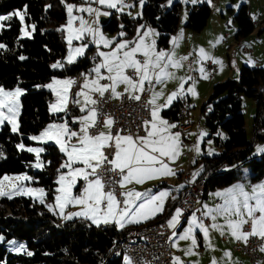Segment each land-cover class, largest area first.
Returning <instances> with one entry per match:
<instances>
[{"label": "trees", "instance_id": "16d2710c", "mask_svg": "<svg viewBox=\"0 0 264 264\" xmlns=\"http://www.w3.org/2000/svg\"><path fill=\"white\" fill-rule=\"evenodd\" d=\"M83 1L0 0V15L11 17L5 21V27L0 32V45L4 46L0 48V86L8 89L21 86L24 89L20 132H14L10 123L0 131V178L27 171L37 160V155L18 145H34L35 141L30 137L40 134L53 121L64 120L66 113H51L55 96L44 85L56 76L77 78L94 65L89 59L94 47L75 63H66L69 53V43L63 29L68 20L66 5ZM166 1L145 0L141 15L136 18L114 10L102 29L108 33L122 31L125 37L132 38L139 27L152 26L158 31L157 48L167 50L180 24L181 4L177 2L168 6ZM17 11L23 12L27 23L33 26L32 37H22V21L15 15ZM211 13L212 8L206 2L191 6L186 27L193 32H201ZM233 21L238 28L239 39L248 37L255 30L247 4L240 6ZM55 62L65 63L61 68H53ZM244 98L256 102L257 115L252 138L246 129ZM180 106L181 101H175L163 110V114L175 120ZM263 107L264 66L245 65L238 77L227 78L213 86L211 95L201 106V112L209 131L205 142L211 140L220 153L204 155L200 159L203 166L200 177H207L206 191L248 177L251 182L264 180V154L252 156L255 141L264 138L260 132L264 125L259 123ZM70 111L66 120L72 124L75 110ZM47 150L42 157L44 170L36 174L42 180L48 179L50 197H54L55 179L61 171L64 155L53 144H48ZM245 167L249 168L248 172L244 170ZM164 216L158 215L147 223L165 221ZM125 229H118L115 224L92 225L80 218L64 222L33 198L5 197L0 201V237L4 238L0 241V264H122L123 255L116 257L111 254L109 261L105 259L113 240L122 235ZM12 240L25 242L27 251L11 250L8 244ZM27 252L33 255L29 256Z\"/></svg>", "mask_w": 264, "mask_h": 264}, {"label": "snow or ice", "instance_id": "6c2138e0", "mask_svg": "<svg viewBox=\"0 0 264 264\" xmlns=\"http://www.w3.org/2000/svg\"><path fill=\"white\" fill-rule=\"evenodd\" d=\"M99 5H104L107 8H114L116 11H122L123 7H132V5H125L123 0H94ZM143 4V0H141ZM118 5H120L118 7ZM69 25L73 22V6L66 5ZM80 11H87L89 13L95 12L96 16L109 15L107 11L101 12L99 9H79ZM130 14V13H129ZM20 16L21 20L23 16L20 13H15ZM11 19L10 16H0V21H6ZM81 19V25L78 29L76 38H80V34L87 31L92 35V42L99 47L102 43L107 47L110 42L99 32L98 29L85 28V22ZM152 30L149 29V33ZM123 35V34H121ZM145 36L148 33L144 34ZM182 35V34H181ZM98 38V39H97ZM69 43L71 44V37H69ZM135 43V42H133ZM4 47L0 45V48ZM86 45L75 48L73 51L76 54L83 55ZM128 48L127 43H119L116 48L110 52H99V57L103 58L102 62L95 65L92 69V73H95V79L91 81V87L85 78L83 88L89 89L90 92H96L100 97H103L106 92L110 93L113 99L119 98L122 94L116 91L117 87L121 84L126 85L125 92L129 94V99L136 101L140 100V95L136 93H143L145 91V82L148 87L153 88V80L156 84H164L168 79L173 78V74L167 71L169 66L179 68L181 64L179 61L173 59L174 53L169 54L166 52H156L155 42L146 45L143 38L139 43L135 44L128 51H123L122 55L119 53L122 49ZM142 53L143 60L137 59L136 54ZM200 54L206 56L203 49H200ZM24 59V57H20ZM187 59V57L181 58ZM68 62H73V56L70 54ZM220 63L219 61H216ZM53 68L60 67L59 63L52 65ZM106 69L108 75H103L101 70ZM131 69L132 75H127L126 70ZM159 69V71H155ZM203 72V69H201ZM101 80H108L110 83L101 84ZM57 83H60L57 81ZM62 83L68 85L74 83V81L66 80ZM47 87L51 88L49 84ZM180 91H183V85H181ZM188 91H193L191 88ZM22 94V90L16 88L15 91L6 92L3 88H0V124H3L5 120L12 124L13 131L16 130V124L13 117L15 116L14 109L18 107V104L8 100L10 97H18ZM193 94H195L193 92ZM77 95H83L85 97V105L91 103L97 104L96 100H93L89 95L83 91ZM163 95L162 92H153L152 99L148 102L152 107L151 121L145 122L146 136L133 138L131 135L113 136L111 132H100L96 135L89 134V129L95 127L97 111L95 108L88 109V115L79 118L81 124L79 135L76 131H70L66 122L64 124H50L39 136H32V140H54L59 145V149L67 157L68 161L65 162L63 167L69 169L67 176L61 175L57 180V183L61 185L57 188V192H62V195L56 196V206L61 210L67 204L83 205L84 211L71 213L65 217L67 220H72L74 217H83L89 219L92 223L99 226L101 223L108 224L110 222L115 223L120 228H123L126 224L139 223L141 220L154 217L158 212H162L164 198L169 195L166 191H161L159 194H153L151 190L148 192H133L122 193L125 197L123 201L116 198L113 191L105 193L103 191L105 183L102 176L97 174V169L104 168L108 165V171L116 173L117 170L120 174V186L124 187L126 183H130L133 180L136 183H144L146 180L158 179L161 177L175 175L174 169L169 167V164L165 162V158L169 161H175L180 155L179 146V133H171L170 129L176 127L174 124H169L167 120L163 119L159 115V111L162 107L170 105L173 97L178 93H172L169 96L165 105H156V99ZM74 103H80L79 100H75ZM7 108L8 115H5L3 109ZM66 108V97L62 98L60 102L52 105V111L60 112ZM86 109L81 108L80 111L84 112ZM113 120L111 118L104 121V126L111 128ZM151 125L149 130L148 125ZM67 136L69 140L72 137H78L79 146L72 145L70 148L66 146V141H63L62 137ZM21 149L24 145H18ZM105 148H113V158L109 159L105 155ZM29 152L39 154L43 149L27 148ZM199 151V149H197ZM260 152H264V148L258 149ZM2 156V153H0ZM74 164H82L84 167H73ZM40 165H37L39 167ZM90 169V171H89ZM93 179H89V177ZM71 177V179H68ZM77 177H82L86 182L83 194L80 196H73L71 189L76 183ZM13 179L12 177L0 178V184H3L4 180ZM17 180H31L28 176L15 177ZM183 187V186H181ZM249 186L245 184H238L234 187L228 188L226 191L216 193V196L223 200V203L216 208H207L205 205L204 217H210L213 223L211 229L219 231L223 236L225 235V227L228 229V234L236 241H243L247 243L249 237H260L264 239V183L250 186L251 190H248ZM38 192L43 194V189H31L25 188L22 184L18 190L14 193H5L0 190V195H6L9 199L12 195H21L24 193ZM41 204L44 203V199L41 197ZM103 204V207L101 205ZM49 211H52V206H48ZM181 215L179 209L176 210L175 215L168 221L170 228H175L178 218ZM218 217L225 218V225L216 223ZM235 217V219H233ZM250 225V231L245 232L244 226ZM198 228L204 235L206 241L209 240V227H206L202 219H199L196 215H192L191 222L188 228L179 236V240H191L193 247L197 246V241L194 235V230ZM3 237H0V241ZM15 245V241L12 242ZM210 246V244H209ZM24 245L21 244L16 249L17 251L23 250ZM261 251H264V246L261 247ZM27 255L31 256L33 253L27 252ZM187 255L194 254L192 248L186 250ZM225 256L230 257L231 253H225ZM126 264H131L130 258H125ZM173 264H180L179 258H174ZM213 264H217L213 260Z\"/></svg>", "mask_w": 264, "mask_h": 264}, {"label": "rangeland", "instance_id": "374dc122", "mask_svg": "<svg viewBox=\"0 0 264 264\" xmlns=\"http://www.w3.org/2000/svg\"><path fill=\"white\" fill-rule=\"evenodd\" d=\"M178 1L182 2V0H178ZM194 2L196 4H201L203 2H207L212 8V13H211L209 24L207 23V25L205 26V28L201 32H198V33L197 32H193L192 30H190L189 28L186 27V22H187V18H188V13H189L190 7L193 6V4H195V3H191V2L190 3L189 2H185L184 3V2H182L181 9H180V25H179V28H181L182 30L185 29L187 31L188 35H190V37H191L190 40H194L196 37H198L199 39H202V41L204 43H206L205 38L207 36H204L203 33H206V31H208L209 27H210V29H212V27H214L213 25H214L215 22H213V21L218 22L217 18H215V15L220 20H222L224 22L225 27H226V32L225 33L228 34V36L229 35L233 36L234 30L236 29V27H235V25L233 23L234 22L233 21V16L238 12V10H239V8H240V6L242 4H247L249 6V13L250 14L252 13L254 20L261 21L264 18V0H196ZM251 4H252V7H251ZM67 5H72L73 6V11H74L75 4L68 3ZM103 6L104 5H99V4L95 3V2L93 3V7H95L93 9H100V11H102V12L107 11L110 14L111 11L109 9L104 8ZM119 6L120 5H118V7ZM134 6H135V2H134V0H132V7H134ZM231 7H234V12H231ZM123 8H125V7H123ZM129 8H131V7H129ZM114 10H116V9H114ZM182 10H183V12H182ZM73 11H72V16H73L72 24L69 25V23H68L69 16H68V20L65 22L63 27L66 30V36H67L68 43H69V37H71V44L69 43V53H68V56L66 58V62H68V57L71 54L73 56V62L72 63H75L79 58L84 57L86 55V53L88 52L89 47L91 46L90 44L93 43V42H92V35H86V36H84L82 38L80 37L79 43H76V40H77L76 35L78 33V29L80 28L79 27L80 25L76 26V18H78V16L75 13L73 14ZM122 12H124V11H122ZM17 13H20L23 16V19L21 20L22 21V37L23 38L32 37L33 36V32H34L33 26H30L27 23L26 17H25L23 12L17 11ZM182 14H184V17H183V18H185L184 21H182V18H181ZM222 14H224V16H222ZM0 16H5V15H0ZM7 16H9V15H7ZM19 18L21 19L20 16H19ZM213 19H216V20H213ZM98 26H100L99 23H98ZM4 27H5V21H0V32L3 30ZM84 27L85 28H92L93 30H94V27H96V23L94 22V19L91 17L90 14H89V16L87 18H85ZM257 28H258L257 31H259L261 29L260 26H257ZM100 33H102V32H100ZM225 33H224L225 39L223 38V40H224V42L226 44L218 50V54H217V57H215L214 64L216 65V67L218 66L217 70L219 69L221 71L228 72L230 70V59H232L231 62L234 61L233 55H235V54H234V49L230 48V46L228 44V37L226 36ZM249 40L253 44L252 46L251 45L250 46L252 47V51L254 50V53L253 54H246V53H242L240 50H238V52H237L238 53V57L241 58V55H249V57H253L255 60H261L260 66H264V27L262 28V32L261 33L259 32L255 36L254 40H253L252 37ZM84 45H86V48H85V51H84L83 55L76 54L73 51L75 48H78V47H81V46H84ZM172 47H173V45L170 46V48L167 49L166 52L171 51ZM189 49H190L191 52L193 51L192 46L189 47ZM98 50L101 51L102 48L98 47ZM203 50H204V53H206V56H202L200 54V50H199L198 53H195L194 51L192 53L189 52L187 55H185V57H187V59H183L182 60L181 59L182 58V53L181 52H184L185 48H183V49L177 48L176 51H174L173 59L176 60V61H179L180 64H181V67L176 68V67L169 66L167 71H169L171 69L173 70V73H174L173 80L174 81L179 80L180 81L179 84L183 85V90L187 89V91H188V89L191 88L193 91H188V92H190V93L191 92H195L196 93L194 95V99H192V102L190 104L191 107H192V109H191L192 118L194 119V123H195L194 124V130L190 131V138H189V141L187 143L188 144L187 147L186 146H183V147L184 148H191V149H199L198 152H199V156H200V154L203 153V149H204L203 145H204V143H206V146H207V148L209 150L208 152H210L209 154H211V156H213L214 154L220 153V149H218L213 144V142L211 140H206V142H205V138L208 136L209 131H208V128L206 127V125H205V116L201 112V108L200 107H201L202 103H200V104L196 103L197 101H199L201 99V95L207 90L206 86L208 85L209 81L212 80V78L214 77V76H212L213 74H212L211 70L206 66V64L208 62H211V61H209V57H207L208 53H210V51H207L205 49H203ZM216 61H219L220 63H217ZM57 63H59V65H60L59 68H61V67L64 66L65 62L64 63L55 62V63H53V65L57 64ZM255 66H259V65H256V63H255L253 65V67H255ZM201 69H203V72H201ZM215 73L216 72H214V74ZM88 75H89V73H88ZM88 77L90 78V76H88ZM77 78L75 79L74 83L76 82ZM71 79L72 78H70V77L56 76V77H54V79L50 83H48L47 85H44V88L45 87L49 88L47 86L49 84H51L52 87L49 88V89L53 90V93L55 94L54 95L55 99L52 101L51 107H50L51 113L54 114V115H60V114H65L66 113L65 116L63 117L64 120H62V119L56 120V121H53L50 124H64L66 122L67 127H68V129L70 131H76L79 135H83L82 133H80L81 124H80L79 128H76L74 126L69 125L68 124V120H66V118H68V116L71 113L70 110L73 109L71 107L69 108V104L71 102L72 84L71 85L70 84L66 85V84H64L62 82L66 81V80H71ZM57 81H59L60 83H57ZM153 82H154V80H153ZM220 82H222V81H220ZM146 86H148V85H146ZM0 88H3L6 92L15 91L16 88H19V89L22 90V94L19 95L18 97L7 98L8 100L13 101V102L18 104V107L16 109H14L15 116L13 117V119H14V122L16 124V130L14 132L19 133L20 132V115H21V110H22L21 98H22V96L24 94V89L21 86H18V87L14 88V89H8V88L2 87V86H0ZM81 91L87 93L89 95V97L92 99V94L89 91V89L83 88V89H81L79 91V93ZM196 95H198V96L196 97ZM208 95H206L205 99L207 98ZM65 97H66V108H65V110L64 111H60V112L52 111V105L60 102L61 99L65 98ZM76 100L80 101V103H78L81 106L80 108H85L86 110L84 112H81L80 114H78V115L73 117L75 123L79 122V118L89 114L88 111H87L88 109H92L93 108V104H91V103H88L87 105H85V103H84L85 97L83 95H78ZM243 106H244V110H245L246 129L248 131V134H249L250 138H252V136H253L252 123H253V118H254V115H255V112H256V109H255V106H254V102L250 98H244ZM3 111H4L5 115H8L7 108L3 109ZM199 116H201V119H202V126H203L202 129H199L200 128ZM7 123H8V121L5 120L3 122V124H0V131L2 130V128ZM96 123H97V120H96ZM11 126H12V124H11ZM12 128H13V126H12ZM103 129H105L104 124L102 125L101 130H103ZM198 132L200 134L199 136H198ZM89 134H91L90 133V129H89ZM39 135L40 134L35 135V136H39ZM196 136H198V140H197ZM62 139H63V141L67 142L66 146L69 147V148L72 145L79 146V145L73 143L74 140H75V137H72L69 140V138L67 136H63ZM34 141H35L34 145L24 146L23 149H27V148L43 149V151H40L38 155H37V153H35L37 155V160L35 162H33L30 165L29 169L27 171H25V172L15 173V174H6L4 177H12L13 179L4 180L3 184H0V190H2L5 193H14L16 190L19 189V187L22 184L24 185L25 188L43 189L44 190L43 194L38 193V192L24 193V194H21V195L13 194L11 199L16 198V197L25 196V197H28V198H33V200L39 202L40 198L42 197L44 199V203L42 205H44V207L48 210V212L55 214L61 221H64V222L65 221H69V220L65 219V217L67 215H69L71 213L81 212V211H84L85 209H84L83 205H74V204H67L64 207L63 210H61L59 207L56 206V204H57L56 196L62 195V192H57L56 191L57 188L61 187V185L57 183V180L59 179V177L61 175L67 176V173H68L69 169L66 168V167H63V165L65 164L66 161H68V157L63 152H61L64 155L63 156L64 159H63V162H62L61 167H60L61 171H60V173L57 175V177L55 179L56 187H55V192H53V194H52L54 197H50V195H51V190H50L51 186H50V184L48 182V179L42 180L41 178L37 177L36 173L38 171H43L44 170V168H43L44 161H43L42 157H43V154H45L48 151L47 150V145L48 144L56 145L58 147V149H59V145H57L54 142V140H34ZM258 143H261V141L258 140ZM37 165H40V166L37 167ZM73 167L75 168V167H84V166L80 165V164H76V166H75V164H74ZM200 167L201 166L199 164L196 165L194 167V171H198L200 169ZM18 176H28V177H31L32 179L31 180L21 181V180L15 179V177H18ZM68 179H71V177H68ZM81 179H83V178L82 177H77L76 183L71 189V192H72L73 196H80V195L83 194L84 189H82V191L79 189V185L81 183ZM89 179H93V177L90 176ZM141 185H142L141 183L138 184L139 188H140ZM153 187H151V188H153ZM139 188H137V189H139ZM210 193H212V191H210ZM5 197H7V196L6 195H0V201L3 198H5ZM48 206H52L53 210L49 211V207ZM177 209H179V208L176 207L174 209V211H173L174 215H175ZM193 214L194 213H191L189 215L188 219L186 220L185 224H182V222H180V220L182 221V218H181L182 217V211H181V215L178 218L179 226H181V227H179L177 231H176V229H174L175 230V233H174L175 241H173L171 243V249H172V252L174 253V258H179V261L182 262V260L186 256H188L190 258V260H195L196 263H193V264H213L212 263L213 259H212L211 256H209L207 253L201 255V248L199 247V245L197 246L198 250H195L192 247L190 239L189 240H179V236L182 235L183 232L188 228L189 223L191 222V217H192ZM76 218L84 219V220L87 221V219H85L83 217H76ZM74 219H75V217L72 220H74ZM168 221L169 220H167V223H168ZM87 222L89 223V221H87ZM108 224H114V223L110 222ZM100 225H107V224L101 223ZM198 231H199L198 228H196L194 230V235H195L196 241L198 240ZM219 234L220 233H218L217 236H219V237L222 236L221 234L220 235ZM3 240H4V238H3ZM13 241H15V245L12 243ZM21 244L24 245V249L20 250V251H22V252L27 251V244L25 242L23 243L21 241L12 240V241L9 242L8 246L10 247L11 250L15 251L19 247V245H21ZM183 245H189L187 249L192 248L194 254L187 255L186 254V250L187 249H185L184 251L182 250L183 249L182 248ZM200 255H201V259L199 258ZM126 257L129 258L128 256H124L122 264H126V261H125ZM184 261H187V259L184 260Z\"/></svg>", "mask_w": 264, "mask_h": 264}, {"label": "crops", "instance_id": "0c3cea01", "mask_svg": "<svg viewBox=\"0 0 264 264\" xmlns=\"http://www.w3.org/2000/svg\"><path fill=\"white\" fill-rule=\"evenodd\" d=\"M194 1H196V0H182V2H184V3L185 2L195 3ZM123 2L125 3V5H132V0L129 3H126L125 0ZM134 2H135V6L134 7H131V8L125 7V8L122 9V11H124V12H122V11L120 12L119 11L118 13H126L130 17H132V18L139 17L141 15V13H142V8L144 6L145 0H143V4H141V0H134ZM177 2H179V1L178 0H167L166 1V4L168 6H171V5H173V4L177 3ZM182 2H179V3L182 5ZM93 3L94 2H90L89 0H85V1H83L81 3L75 4L73 14L75 13L78 16V18H76V26L81 25V19L80 18H82L83 21L85 22V18H87L89 16V14H90L91 17L94 19V22L96 23V27H94V30L98 29L99 32H102L103 36L110 42V44L107 47H105L104 44L101 43L99 45V47H101L102 50L99 51L97 45L95 43H91L90 44L91 46L89 47V49L91 47H94V51H97L98 53L99 52L110 53V52H112L116 48L117 44H119V43H127L128 44V48L122 49L121 52L119 53L120 55H122L123 51H128L132 47H135V44L136 43H139V41L141 40V38H143L144 43L146 45L152 44L153 41L155 42V49L154 50L156 52H161V51L166 52V50H159L157 48L156 42H157V38H158V31H157L156 28H154L152 26H143L142 28L139 27L137 29V32H136L135 36L132 37V38L125 37V33L122 32V31H119V32H116V33H108V32H105L102 29V26H98V23H97L99 17L102 16V15H100L99 17H97L95 12L89 13L87 11H80L79 10V9H87V8H92L93 9V8H95V7H93ZM181 5H180V9H181ZM193 5H196V3L193 4ZM103 7L106 8V9H109L111 11L110 14L107 15V16H111L112 13H113V11H114V8H111L110 9V8H107L106 6H103ZM251 7H252V4H251ZM182 12H183V10H182ZM231 12H234V7H231ZM222 16H224V14H222ZM183 17H184V14H182V16H181L182 21H184V19H185ZM250 17H251L252 21L255 23V30L248 37H244V39L243 38H240V39L237 38V30H238V28H237L236 24L233 22L234 25H235V27H236V29L234 30L233 36H230V35L228 36V44H229L230 48H233L234 49V54H235V55H233L234 61L231 62L232 59H230V70L228 72L221 71V70L218 69L215 74L212 73L213 74L212 76H214V77L212 78V80L209 81L208 85L206 86L207 90L201 95V99L196 102L197 104L202 103L201 106L203 105V103L211 95V93L213 91V86L216 83H218L220 81H225L227 77L228 78L238 77L241 69L243 68V66L246 65V66L253 67V65L255 63H256V65H259L260 66L261 60H255L253 57H249V55H241V58H239L238 57V53H237L238 50H240L242 53L253 54L254 53V50L252 52H244L243 49H241V48L239 49L237 47V42L239 41L244 46L252 49L251 46L253 44L251 43V41L249 39L252 37L253 40H254L255 36L259 32L261 33L262 32V28L264 27V18L261 21H256V20H254L252 13L250 14ZM215 18H217L218 22L213 21V22H215L214 25H213L214 27H212V29H210V27H209L208 31H206V33H203L204 36H207L205 38L206 43H204L202 41V39H199L198 37H196L194 40H190L191 37H190V35H188L187 31L185 29L182 30L181 28L178 27L179 29L177 30V33L175 34V36L173 37L172 42H171L172 43L171 46L173 45L172 50L171 51H168L166 53L173 54L174 51H176L177 48H181V49L185 48V51L184 52H181L182 53V58H183L189 52L192 53L194 51L195 53H198V51L202 48V49H205L207 51H210V53H208V56L207 57H209V61H211V62L214 63L215 62V57H217V54H218V50L226 44L224 42V40H223V38L225 39L224 33L226 32L225 24L216 15H215ZM213 20H216V19H213ZM209 22H210V19L208 21V24H209ZM257 26H260V28H261L259 31H257L258 30ZM63 29L65 30L64 27H63ZM149 29L152 30L150 33H149ZM65 33H66V30H65ZM145 33H148V35L145 36L144 35ZM121 34H123V35H121ZM86 35H91V34L88 33L87 31H85V32H83V33L80 34V37L82 38V37H84ZM66 38H67V36H66ZM79 39L76 40V43H79V41H80ZM133 42H135V43H133ZM191 46L193 48V51L192 52L189 49V47H191ZM138 56H142V53H137L136 54V58L137 59H139ZM142 58L144 59L143 56H142ZM102 59L103 58L99 57V55H98V60L93 65V67L91 68V70L88 71V72H86V73H84V76H85V78L87 77V82L89 83L90 86H91V81L96 78L95 77V73H92V69L95 67L96 64L102 62ZM66 63L67 64H73V63H69V62H66ZM155 71L158 72L159 69H156ZM101 72H102L103 75H108L106 69H102ZM169 72H171L173 74V76H174V73H173V70L172 69L169 70ZM88 73H89V75H88ZM88 76H90V78ZM75 79L76 78H72L71 81H75ZM84 83H85V79L83 81V84H82L81 89H83ZM100 83L101 84H108V83H110V81H108V83H104V80H101ZM179 83H180L179 80L174 81L173 78L168 79L162 85L155 83L153 85V88L150 90V93H149V96H148V99H147L148 101H150L152 99L153 92H158V93L159 92H162L163 95L159 96L156 99V105H165L166 102H167V100H168V98H169V96H171L172 93H178V95H176L175 97H173L172 102H171L170 105H167L165 107H162L160 109V111H159L160 117H162L163 119L167 120L170 125L171 124H174L175 125V120H171V119L167 118L163 114V110L166 109V108H169L175 101H179V100H184L185 103H187L189 105V108L192 109V107H191L190 104L192 102V99H194V95L196 94L195 92H194L195 94H193V92H191V93L188 92L187 89L186 90H183L181 92L180 91L181 85ZM71 84H73V83H71ZM146 85H148L147 82H145V86L144 87H146ZM125 87H126V85L121 84V85H119L117 87L116 91L118 93L124 94V93H126L125 92ZM91 94H92V99L93 100H97V96L99 94L96 93V92H91ZM198 95H196V97ZM206 95H208V96L205 99ZM77 96L78 95H76L74 97V99L71 100V102L69 104V108L71 107V108H73L75 110V112L73 114L74 116H76V115H78V114L81 113V111H80V109H81L80 108L81 107L80 104H78V103L75 104L74 103V101L77 99ZM254 106H255L256 112H255V115H254V118H253L252 132L254 131L255 118H256V115H257L256 102H254ZM93 108H95L96 111H97V108H96L95 105H93ZM260 115L261 116H260L259 123L261 125H264V107H263ZM73 117H72V124H69V125L74 126L76 128H79L80 123L79 122H76L75 123ZM151 119H152V117H151ZM190 119H191L192 125H191L190 130L187 133V139H186V141H183L182 140V134L178 130H176L175 127L170 129V132L173 133V134H175V133L181 134L179 136L180 155L177 157V159L174 162L173 161H169V160H167L165 158V162L169 164V167H171L172 169H174L175 175L161 177V178H158V179L146 180L144 183H141L142 185L140 186V188L138 186V184H140V183H136L133 180L130 183H126L124 187H121L120 186L123 193H127L129 191L144 193V192H148L149 190H151V192L153 194H159V192H161V191H166V192L170 193V189L172 187L181 188V186H183V183L181 181V175H182V172L186 169V167L188 165V162H189V158L186 155V153L190 154L191 161H192V164H193V172H192V176H191L192 179H197V178H199L203 174V166H202V164L200 162V159L204 155H211V154H209L210 152H208L209 150H208L206 144H205V147L203 149V153H201L200 156H199V152L197 151V149H191V148H184L183 147V146H186L187 147V145H188L187 143H188L189 138H190V131L194 130V124L195 123H194V119L192 118L191 110H190ZM96 120H98V111H97ZM199 124H200V128L199 129H202L203 126H202L201 116H199ZM91 128H90V130H91ZM150 128H151V125H150ZM150 128H149V130H150ZM109 131L112 134V125H111V128L110 129L108 127H105V129L101 130L100 132L108 133ZM100 132H98V133H100ZM260 132L264 136V128H262L260 130ZM90 133H91V131H90ZM92 135H96V134H92ZM118 135L126 136V135H130V134L119 133ZM146 135H147V133H145L144 136H146ZM199 135L200 134L198 132V136ZM198 136H196L197 140H198ZM260 141H261V143H258V140H256L255 143H254V145H253L252 156H254V157L255 156H261V155L264 154V152L258 151V149L264 148V138L262 140H260ZM73 143L79 145V139H78V137H75V140H74ZM198 164L201 166L200 169L198 171H194V167L196 165H198ZM80 165H82V164H80ZM75 166H76V164H75ZM244 170H246L248 172L249 171V168L248 167H245ZM261 183H264V180L251 182L249 180V177H248V178H244V179H242V180H240V181H238L236 183H233V184L228 185V186H225V187L216 188V189H209L207 191L205 190L204 198H203V201H202V207H201L202 218L198 217L194 213L199 219H202L203 220V223L205 224L206 227H209V240L208 241L205 240L203 233L200 230L198 231L197 246L199 245V247L201 248V255L207 253L209 256L212 257L213 260H215L217 262V264H251L249 257L245 253H243V252H241V251H239V250L236 249V246L237 245L245 244L243 241H236L234 238H232L228 234L227 227H225V229H224L226 234L223 235V236H220V237L217 236L218 233H220L219 231H216V230L211 229L210 226L213 223V221L211 220L210 217H207V218L204 217V211H205L204 206L206 205L207 208H216L218 205L222 204L223 203V200L220 197L216 196V193L226 191L230 187H234V186H236L238 184H245L246 186H249L248 187V190L250 191L251 190L250 186L257 185V184H261ZM85 186H86V182L84 181V179H81V183L79 185V189L82 191V189H84ZM151 187H153V188H151ZM137 188H139V189H137ZM103 191L105 192L104 189H103ZM210 191H212V193H210ZM105 193H107V192H105ZM168 197H169V195L164 198V204H163V210H162V212H158V213H156L154 215V217H156L158 215H161V214L165 215L164 216L165 217L164 220H165V223L167 225H168L167 220H170L174 216L173 211L176 208V207L170 206V204L168 202V199H169ZM124 199H125V197L123 198V200ZM219 199H220V202L218 203L217 200H219ZM101 206L103 207V204ZM168 206L170 208H168ZM190 214H188L185 217H183V212H182V217H181L182 218V221L180 220V222H182V224H185V222L188 219V217H189ZM154 217L148 218L146 220H141V222H139V223L126 224L123 228L131 227V226H136V225H140V224H145V223L149 222L150 220H152V218H154ZM233 219H235V217ZM87 221H89V223L92 224V225H96V224L92 223V221L89 220V219H87ZM215 222L218 223V224H221V225H225V218L218 217ZM116 227L118 229H123V228H120L118 225H116ZM179 227H181V226H179V222H178L177 225H176V227L175 228H171V229H173V230L176 229V231H177ZM245 232H247V231H245ZM174 233H175V230H174ZM173 241H175V236H174ZM209 244H210V246H209ZM188 246L189 245H183L182 246V248H183L182 250L184 251L185 249L188 248ZM197 246H195V247L192 246V247H193V249L198 250V247ZM262 246H264V241H263ZM225 253H231V256L230 257H227V256H225ZM201 255L199 256L200 259H201ZM186 259H187V261H184ZM173 261H174V253H173ZM193 263H196L195 260H190V258L188 256H186L182 260V262H180V264H193ZM212 263H213V261H212ZM256 264H264V251H261L260 250V258L256 262Z\"/></svg>", "mask_w": 264, "mask_h": 264}, {"label": "built area", "instance_id": "2783aa9c", "mask_svg": "<svg viewBox=\"0 0 264 264\" xmlns=\"http://www.w3.org/2000/svg\"><path fill=\"white\" fill-rule=\"evenodd\" d=\"M94 2V0H89ZM131 0H125L129 3ZM228 37V34H226ZM237 47L243 49L244 52H252V49L244 46L241 42H237ZM143 60L142 56H138ZM90 61L95 64L98 60V52L93 51L89 56ZM206 66L212 73L217 71L214 63L208 62ZM127 75H132V70H126ZM85 77L80 75L76 82L72 84L71 100L77 95L82 87ZM108 83V80H104ZM155 84V80L153 85ZM150 88L145 87L143 93H136L140 95V100L136 101L129 99V94L124 93L119 98L113 99L109 92H106L103 97L97 96V104H95L98 111V120L95 127L91 128L92 134H97L105 120L111 118L112 135L116 136L119 133H126L132 135L134 138L144 136L145 122L151 121V105L148 103V96ZM181 101V106L177 112L175 119V129L182 134V140L186 141L187 133L190 130V110L189 105L184 100ZM69 124V121H68ZM150 128V124L148 125ZM105 155L112 159L113 148H105ZM189 158L186 169L182 172L181 181L183 187H172L169 193L168 202L170 206L177 207L183 212V217L190 213H195L202 218L201 207L202 201L200 195V188L207 185V177H199L192 179L193 164L190 154L186 153ZM108 165L104 168L97 169V174L102 176L105 183V192L113 191L118 200L123 201L122 190L120 187V174L108 171ZM220 202V199L217 200ZM250 225L244 226V231H249ZM174 230L162 222L146 223L138 226L127 227L124 233L113 240L112 246L106 256L105 261H109V255L121 254L128 256L131 264H173V252L171 243L174 239ZM264 239L260 237H249L247 243L237 245L236 249L245 253L251 264H256L260 258V250Z\"/></svg>", "mask_w": 264, "mask_h": 264}, {"label": "water", "instance_id": "95a60500", "mask_svg": "<svg viewBox=\"0 0 264 264\" xmlns=\"http://www.w3.org/2000/svg\"><path fill=\"white\" fill-rule=\"evenodd\" d=\"M111 16H107V15H102L99 17L98 23L100 26H105L108 21L110 20Z\"/></svg>", "mask_w": 264, "mask_h": 264}, {"label": "bare ground", "instance_id": "6f19581e", "mask_svg": "<svg viewBox=\"0 0 264 264\" xmlns=\"http://www.w3.org/2000/svg\"><path fill=\"white\" fill-rule=\"evenodd\" d=\"M189 109H190V108H189ZM191 125H192V123L190 124V128H191ZM205 190H206V185H203V186L200 188L201 199L204 198ZM115 255H116V257H117V256H119V255H121V254H113V256H115ZM121 258H122V257H121Z\"/></svg>", "mask_w": 264, "mask_h": 264}]
</instances>
